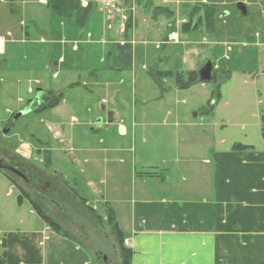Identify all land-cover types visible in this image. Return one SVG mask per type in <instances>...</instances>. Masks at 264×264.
<instances>
[{
	"label": "crops",
	"instance_id": "crops-1",
	"mask_svg": "<svg viewBox=\"0 0 264 264\" xmlns=\"http://www.w3.org/2000/svg\"><path fill=\"white\" fill-rule=\"evenodd\" d=\"M43 1L0 0V36L9 38L0 56V81L9 80L12 87L26 83L29 94L37 93L23 109L45 115L47 129L31 128L26 141L32 148L31 140L41 146L36 151L48 157L46 166L51 167L54 153L65 162L67 155L71 158L78 172L75 187L69 186L67 172L56 170L54 188L73 195L83 181L99 196L98 204L111 207L132 250V264H264V146L214 151L213 160L203 162L214 166L215 179L209 189L204 184L196 189L207 192L204 199L194 196L193 186L189 196L179 195L182 180L173 183L169 177L167 188L162 183L174 167L180 175H193L188 129L199 139L208 132L191 123L181 130L177 107L163 95L155 99V85L151 92L137 89L138 44L122 41L134 35L135 17L122 36L116 26H108L96 0ZM2 6L13 16L8 18ZM45 73L51 75L48 81ZM157 73L150 72L155 82ZM52 96L62 97L59 104L39 112ZM131 187L125 195L120 192ZM26 194L19 204L31 203ZM31 214L35 229L21 222L23 231L0 235V258L5 255L0 264H92L60 216L56 219L66 235L35 210Z\"/></svg>",
	"mask_w": 264,
	"mask_h": 264
},
{
	"label": "rangeland",
	"instance_id": "rangeland-1",
	"mask_svg": "<svg viewBox=\"0 0 264 264\" xmlns=\"http://www.w3.org/2000/svg\"><path fill=\"white\" fill-rule=\"evenodd\" d=\"M96 1L101 4L108 26L119 29L121 20L110 21L102 1ZM239 3L245 4L247 15L244 16L238 9ZM126 6L129 8L125 12L129 17L126 27L129 22L133 26L134 17L137 21L132 38L122 40L125 45L138 44L136 53L138 60L141 56V62L137 89L151 92L150 86L155 85L158 96L154 98L160 99L163 95L172 107H177V123L181 125V130L184 124L191 123L196 125L195 130L204 129L208 132V136L199 139L196 137L197 131L193 134L188 129L186 139L193 153V175L185 171L180 175L174 167V170L166 173L167 178L162 184L170 188L171 182L182 180L180 183L183 188L179 195L189 196L192 193L190 187L193 186L194 196L204 199L207 192L196 189L202 188L203 184L204 188L209 189L215 179L214 166L203 162L213 160L214 151L230 150L235 143L264 146V0H126L125 9ZM208 7L216 8L213 29L204 24ZM1 9L8 18L13 16L8 6H2ZM187 24L190 26L185 30ZM129 32L126 31V35ZM171 32L178 33L177 43L165 42ZM118 33L121 34L119 30ZM207 62L218 68V82L198 83L181 90L180 94L174 93L177 88L174 78L156 76L157 83L150 75V72L165 71L198 72ZM141 66H144L143 72ZM29 77L33 78V75ZM50 77L45 73V80ZM9 83V80L0 81V158L15 165H18L17 160L24 162L36 171L38 169L45 178H51L56 170L65 171L70 175L69 186L75 187L73 178L78 176V172L71 164L69 155L68 162H65L58 153H54L53 163L47 167L48 157L43 158L36 151L41 146L31 140L32 148L26 141L31 128L46 132V116L24 113L14 120V114L24 111L23 108L36 98L37 93L29 94L26 83L20 87L9 86ZM40 88L46 89L44 86ZM152 145L151 140L147 147ZM137 150H141L140 146H137ZM141 169L139 161L138 171ZM8 175L17 182L23 193L18 187L12 186L5 179L4 172L0 171V235L23 231L21 222L26 223L25 228L36 227L32 220L34 217L31 212L34 210L30 201L24 200L19 204L18 200L22 195L24 197V193L37 200V191L15 174ZM185 179L188 180L187 184ZM131 190L132 187L120 189V192L125 195ZM57 192V196L46 195V199L49 200L50 196L54 200L42 204L47 214L56 221L59 216L62 218L64 227L71 229L70 233L82 244L92 264H121L117 239L105 220L107 208L98 204L99 196L87 188L83 181L72 194L83 197L84 202L77 196L67 195L68 192L64 193L63 190ZM125 247L128 248L126 244Z\"/></svg>",
	"mask_w": 264,
	"mask_h": 264
},
{
	"label": "trees",
	"instance_id": "trees-1",
	"mask_svg": "<svg viewBox=\"0 0 264 264\" xmlns=\"http://www.w3.org/2000/svg\"><path fill=\"white\" fill-rule=\"evenodd\" d=\"M126 1V0H124ZM215 14H216V8L214 7H208L206 9V17L204 20V24L206 27L213 29V25H215ZM127 31H130L132 29V24L129 22L127 25ZM190 25L187 24L185 25V30L188 29ZM157 77L162 78V77H172L175 79L176 86L180 90H187L190 87L196 85L199 83V76L197 71H192V72H180V71H165V72H158L156 74ZM62 99L61 96H52L51 98L46 99L45 105L40 108L38 111H47L53 109L55 106H57ZM252 149V146H247V145H242V144H235L233 145L232 150L233 151H246ZM47 158V157H46ZM47 163L46 165L49 164L48 159H46ZM147 175H150L148 173ZM31 204L33 209L36 211V213L41 217V219L53 230L62 233L66 235L67 233L63 230L61 225L47 212L44 210L42 204L35 199H31ZM106 221L107 224L110 225L111 231L114 235V237L117 239V243L119 246V252L121 256V264H132V250L128 249L125 247V235L119 228V225L116 221L115 213L111 207H107L106 210ZM4 256L3 255L0 258V263L4 262Z\"/></svg>",
	"mask_w": 264,
	"mask_h": 264
},
{
	"label": "flooded vegetation",
	"instance_id": "flooded-vegetation-1",
	"mask_svg": "<svg viewBox=\"0 0 264 264\" xmlns=\"http://www.w3.org/2000/svg\"><path fill=\"white\" fill-rule=\"evenodd\" d=\"M216 71H218V68L216 69ZM216 71L215 70L213 71L215 79H217V77H218V73ZM36 98H37V96H36ZM38 99H39V101H42L41 98H38ZM1 160L5 161L9 165L13 166L16 170H18L20 172V175H18V177L20 179H22L26 185L33 187V189L37 191V194H36L37 200L44 202V203L48 202L47 201L48 199H46V197H47L46 195L50 194L52 196H57V194H58L57 191L61 190L58 188H54V185H53L54 179L53 178H45L38 170L36 171L32 166H29L24 162H19L17 160L16 162L18 165H15V164L9 163L8 161H6L4 159H1ZM49 200L54 202L53 199H50V196H49Z\"/></svg>",
	"mask_w": 264,
	"mask_h": 264
},
{
	"label": "built area",
	"instance_id": "built-area-1",
	"mask_svg": "<svg viewBox=\"0 0 264 264\" xmlns=\"http://www.w3.org/2000/svg\"><path fill=\"white\" fill-rule=\"evenodd\" d=\"M103 3V8L105 9V13L108 14L107 17H109L110 21H113L114 19H120L121 20V27L119 26V31L121 34H125L127 27L126 24L129 20V17L125 15V12L129 10V8L125 9V1L124 0H101ZM123 14V15H121ZM125 15V16H124ZM178 33L171 32L168 36V40L166 42H178ZM5 43L6 38L0 37V55H2L5 51Z\"/></svg>",
	"mask_w": 264,
	"mask_h": 264
},
{
	"label": "water",
	"instance_id": "water-1",
	"mask_svg": "<svg viewBox=\"0 0 264 264\" xmlns=\"http://www.w3.org/2000/svg\"><path fill=\"white\" fill-rule=\"evenodd\" d=\"M238 9L241 13L245 16L247 15V9L243 3L238 4ZM199 83L205 82H216L214 73H213V64L211 62H207L199 71ZM24 114V112H20L18 115L15 116L14 119H18ZM0 171L10 172L15 175H20V172L16 170L13 166L9 165L5 161L0 159Z\"/></svg>",
	"mask_w": 264,
	"mask_h": 264
}]
</instances>
